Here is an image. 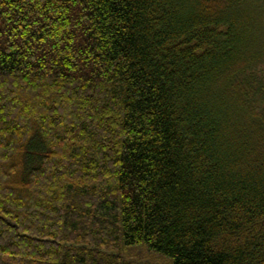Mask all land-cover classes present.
<instances>
[{
  "label": "trees",
  "instance_id": "16d2710c",
  "mask_svg": "<svg viewBox=\"0 0 264 264\" xmlns=\"http://www.w3.org/2000/svg\"><path fill=\"white\" fill-rule=\"evenodd\" d=\"M264 264V0H0V264Z\"/></svg>",
  "mask_w": 264,
  "mask_h": 264
},
{
  "label": "rangeland",
  "instance_id": "374dc122",
  "mask_svg": "<svg viewBox=\"0 0 264 264\" xmlns=\"http://www.w3.org/2000/svg\"><path fill=\"white\" fill-rule=\"evenodd\" d=\"M125 254L131 258L143 259L149 257L153 259H158L162 263L170 264V261L167 258L163 257L158 253L149 251L145 246L128 247L125 251Z\"/></svg>",
  "mask_w": 264,
  "mask_h": 264
}]
</instances>
